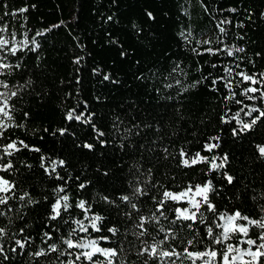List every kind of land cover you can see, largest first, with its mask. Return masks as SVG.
Listing matches in <instances>:
<instances>
[{
    "label": "trees",
    "instance_id": "trees-1",
    "mask_svg": "<svg viewBox=\"0 0 264 264\" xmlns=\"http://www.w3.org/2000/svg\"><path fill=\"white\" fill-rule=\"evenodd\" d=\"M22 8L27 12L21 13ZM148 13L155 19H149ZM222 20L230 21L222 25L226 29L223 34L217 27ZM0 27L7 29L0 32V38L10 40L9 47L27 43L15 56H7L8 62L19 63L20 68L0 76L10 85L23 86L10 104L14 106L15 123L24 127L9 128L0 145L23 140L40 149L17 153L14 163L18 171L0 172V176L16 182V196L30 192L40 201L26 207H21L24 202L10 201L14 209L8 213L10 222L0 217L8 231L0 240L4 246L0 264H50L55 258V253L32 255L47 247L41 234L51 227L44 225L60 223L48 221L47 216L54 202L52 189L63 181L45 174L41 157L49 167L53 161L65 162L57 171L68 180L65 186L73 202H93L99 199V193L115 198L129 191V179L139 177L143 182L151 168L152 179L173 191L179 190L173 185L184 187L212 179L219 190L212 199L220 211L240 208L246 214L258 212V204L264 199L254 201L251 197L264 193V158L257 151L258 145H264V119L251 131L234 137L235 120L222 123L221 117L229 119L241 106L224 100L227 90L223 82L216 84V91L211 90V82L226 75L225 67L232 69L229 79L235 85L233 90L238 99H243L239 93L249 85H237L239 77L235 74L264 72V0H0ZM203 36L211 43L202 44ZM207 48L216 50V54L208 53ZM228 49L233 51L232 56L227 55ZM77 59L79 64L75 63ZM105 74L109 80H104ZM253 106L264 108L259 101ZM71 109L90 116V120L67 121L65 116ZM240 118L249 119L243 113ZM59 129H66L65 134L60 135ZM96 130L105 135L98 139ZM211 137H219L220 146L209 153L203 149L206 143H215ZM100 140L106 146L101 147ZM85 143L95 145L94 149L84 148ZM181 148L189 155L227 154L229 162L225 169L209 176L203 163L179 167ZM25 164L32 165L31 169ZM225 171L236 178L233 185L222 178ZM81 183L87 184L83 191L78 188ZM143 199L147 203L141 214L150 215L155 205L148 197ZM92 207L93 212L108 217L105 223L120 228L118 236L111 237L109 243L101 241L100 246L116 248L122 264H144L147 258L138 252L145 238L133 235L138 231L133 221L115 215L116 209L103 202H93ZM64 215L67 218L69 213ZM70 215L83 219L74 207ZM161 223L171 227L167 221ZM22 227L32 243L13 252L14 241L24 239L13 234ZM69 227L76 225L71 221L60 224L61 233L66 234ZM59 235L53 232L54 237ZM91 235L110 234L105 229ZM181 235L188 238L191 233ZM170 245L177 251L185 246L179 238ZM190 250H202V246Z\"/></svg>",
    "mask_w": 264,
    "mask_h": 264
},
{
    "label": "snow or ice",
    "instance_id": "snow-or-ice-1",
    "mask_svg": "<svg viewBox=\"0 0 264 264\" xmlns=\"http://www.w3.org/2000/svg\"><path fill=\"white\" fill-rule=\"evenodd\" d=\"M27 10V8H22L19 11L23 13L27 12ZM13 14L15 15V13ZM148 17L149 19H155L151 13H148ZM227 23H230V21L222 20L218 23L217 27L220 33L226 32L222 25ZM4 31H7V29L0 27V32ZM42 34L37 33V35ZM188 35L190 36L191 34L189 33ZM10 43V40L0 38V53L3 54L0 55V76L10 75L14 70L20 68L19 63L8 62L7 56H15L18 51L27 47L26 42H21V47H9ZM31 43L35 44L36 42L33 40ZM201 43L210 44L211 41L204 40ZM30 50L34 51L35 49ZM206 51L210 54H216V50L212 48H207ZM226 51L228 56L233 55L231 49ZM236 51H242V49H236ZM75 63L79 64L80 59H77ZM212 67H216V65H212ZM173 71H176V69H173ZM224 72L226 75L212 80L211 90L216 91V84L223 82L227 90L224 100L233 101L241 106L229 119L221 117L222 123H230L235 120L237 127L232 129V135L235 137L251 131L258 121L264 119V108L253 106L257 101L264 105V72L248 74L241 71L235 74L239 77L236 82L237 85H249L242 88L239 93V96L243 97V99L237 98V93L233 90L235 87L233 80L229 79L233 75V70L225 67ZM103 78L104 80H109L110 76L105 74ZM205 79L207 78L205 77ZM199 83L200 81L195 82V84ZM22 87L19 84L13 86L5 80H0V88L5 89V91H0V139L6 138L5 133L9 128L24 127L23 123H15L12 115L14 106L10 104L11 99L18 96V90ZM168 87H171V85H168ZM245 101H250L252 104L245 103ZM241 113L249 119H241ZM254 113L257 115H253ZM24 117L27 119V112L24 113ZM90 118V116L85 117L83 113H77L75 109L67 111L65 116V119L69 122L73 120L87 122ZM58 131L60 135H64L66 129H59ZM96 133L98 139L105 135L99 130H96ZM210 141H215V143H206L203 149L209 153L220 146L219 137H211ZM100 146H106V142L100 140ZM83 147L92 151L95 145L85 143ZM24 149L31 152L40 151L39 148L31 147L23 140L11 141L0 145V172L12 174L18 171L14 158L17 153ZM162 151L166 154L168 153L167 148ZM257 151L259 156L264 158V145H258ZM178 156L179 167L191 168L203 163L208 166L205 174L209 176L214 172L219 173L222 169H225L229 162L227 154L223 156H203L201 152H196L189 155L183 148L179 150ZM64 163L63 160L53 161L49 167L45 164V158L41 157L40 167L43 168L45 174L57 181H63L62 184H57L52 189L54 202L49 205L47 216L48 221H59L60 223L53 226L47 223L44 225V227H51V231H44L41 234V241L47 247L41 248L32 253V255L44 257L55 253V258L50 261V264H122L117 259L119 252L116 248L100 246L101 241L109 243L111 237H116L120 234L118 226L105 223L108 219L107 216L93 212L92 203L103 202L108 207L116 209L115 215L126 217L128 220L133 221V227L138 229L133 235L137 236L138 239L141 237L145 238L142 240L143 247L138 252V255L147 258L144 264H149V261H154L156 264H178V262L179 264H264V203H259L258 212H253L252 214H246L240 208H235L232 211L227 209L220 211L212 199L213 195L219 191L212 179H207L202 184L193 185L189 183L184 187L173 185L172 187L179 188L178 191H173L171 188L152 179L151 168L148 169L149 176L143 182L139 180V177L129 179V191L122 192L115 198L111 195L99 193V199L93 202L85 199L73 202L65 186L68 180L57 171V167H63ZM24 166L29 170L32 167L30 164H25ZM103 174L107 176L108 172ZM222 178L229 185H233L236 180L234 176L229 175L226 171L222 173ZM86 187L87 184L85 183L78 185L81 191ZM154 189L157 190V194L150 195ZM16 192V182L0 176V217L7 218L9 222L8 213L14 210L10 205V201L16 199L24 202L21 207L34 206L40 203L39 200L32 197L30 192H23L19 196H16ZM144 197H148V200L155 205L154 209H150V215L141 214L142 208L147 203L143 199ZM236 198L239 199V195ZM44 199L47 200L48 198L45 197ZM251 199L254 201L262 200L264 199V193L252 195ZM173 204L178 206L171 207L170 205ZM179 205L186 206L181 207ZM73 207L81 211L83 219L71 217L70 210ZM108 207L104 209L105 212L108 211ZM66 213H69L67 218L64 215ZM69 221L76 227H69L66 230V234L61 233L60 224H68ZM161 221H167L171 227L166 228ZM105 229L110 235L92 237V232L102 233ZM254 229L256 231H253ZM53 232L60 233V235L54 237ZM184 232H190L191 236L184 238L181 235ZM80 233L85 235L80 236ZM161 233H163V238H159ZM16 234L24 236V239H16L14 241L16 247L11 249L13 252H16L17 248L23 250L27 244L32 243V237L24 235L23 227L19 229L18 233L13 235ZM7 235L8 231L3 226V221H0V240ZM149 238L151 243L148 242ZM178 238L185 245L182 251H177L175 246L170 245V241H175ZM50 241L51 243H49ZM166 244L169 247L166 248ZM199 246H202V250H190ZM3 253L4 246L0 244V255ZM62 257H65V259H61ZM101 257L102 259H100ZM4 258L7 259L6 256Z\"/></svg>",
    "mask_w": 264,
    "mask_h": 264
},
{
    "label": "rangeland",
    "instance_id": "rangeland-1",
    "mask_svg": "<svg viewBox=\"0 0 264 264\" xmlns=\"http://www.w3.org/2000/svg\"><path fill=\"white\" fill-rule=\"evenodd\" d=\"M206 38H207V36H203L201 39H202V40H205Z\"/></svg>",
    "mask_w": 264,
    "mask_h": 264
}]
</instances>
